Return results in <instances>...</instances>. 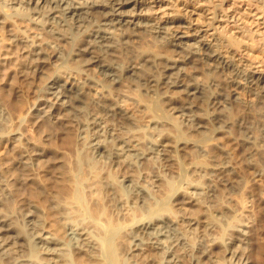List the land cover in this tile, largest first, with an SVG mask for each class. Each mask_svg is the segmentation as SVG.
<instances>
[{
	"label": "bare ground",
	"instance_id": "1",
	"mask_svg": "<svg viewBox=\"0 0 264 264\" xmlns=\"http://www.w3.org/2000/svg\"><path fill=\"white\" fill-rule=\"evenodd\" d=\"M165 2L0 0V264H264V0Z\"/></svg>",
	"mask_w": 264,
	"mask_h": 264
},
{
	"label": "rangeland",
	"instance_id": "2",
	"mask_svg": "<svg viewBox=\"0 0 264 264\" xmlns=\"http://www.w3.org/2000/svg\"><path fill=\"white\" fill-rule=\"evenodd\" d=\"M173 0H166L165 3L162 4V7L160 10H158V12L160 11V15L162 14H166V13H171L172 11L175 12L177 10V7L175 6V4L172 3ZM261 30V29H260ZM261 55L263 56V60H262V69L264 70V54H260L258 52L254 53V56L257 57L258 59L261 58ZM237 60V57L234 58V60ZM232 90V89H231ZM237 94H238V98L240 100V102L242 104H251L254 100L253 96L247 92L244 91H238L236 90ZM52 144L57 146V147H64V142H62V140L60 141H52ZM93 174L91 175H87L84 177V183L88 186V191L85 192V194L83 193L84 196V207L88 210L87 217L88 216H93V210L92 207L94 205H101L103 203V196L101 194V188L98 184V179H99V174H98V168L97 166H93ZM114 179H117V177H114ZM255 183L258 185L259 188L264 190V177H261L259 179H255ZM24 194H29V191H23ZM224 200L226 198H223ZM37 203L39 205H41L42 207H46V201L44 198H37ZM106 211H102L100 213V215L98 216V221L100 222H105L107 216H106ZM86 220H88V218H85ZM46 220L51 224V214L50 212H47L46 214ZM91 223H86V225H89ZM98 227L94 228V231L97 230Z\"/></svg>",
	"mask_w": 264,
	"mask_h": 264
}]
</instances>
